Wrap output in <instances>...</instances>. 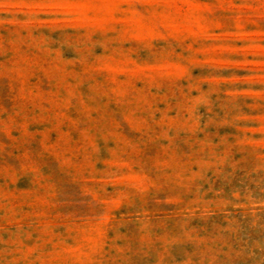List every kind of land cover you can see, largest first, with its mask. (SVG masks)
Listing matches in <instances>:
<instances>
[{
	"label": "rangeland",
	"instance_id": "1",
	"mask_svg": "<svg viewBox=\"0 0 264 264\" xmlns=\"http://www.w3.org/2000/svg\"><path fill=\"white\" fill-rule=\"evenodd\" d=\"M0 264H264V0H0Z\"/></svg>",
	"mask_w": 264,
	"mask_h": 264
}]
</instances>
